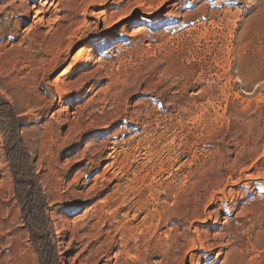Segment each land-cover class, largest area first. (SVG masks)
Here are the masks:
<instances>
[{
    "label": "rangeland",
    "instance_id": "obj_1",
    "mask_svg": "<svg viewBox=\"0 0 264 264\" xmlns=\"http://www.w3.org/2000/svg\"><path fill=\"white\" fill-rule=\"evenodd\" d=\"M161 2L0 0V264H264V0Z\"/></svg>",
    "mask_w": 264,
    "mask_h": 264
},
{
    "label": "bare ground",
    "instance_id": "obj_2",
    "mask_svg": "<svg viewBox=\"0 0 264 264\" xmlns=\"http://www.w3.org/2000/svg\"><path fill=\"white\" fill-rule=\"evenodd\" d=\"M163 2H161L162 4L160 5V8L163 6V4H164V2H165V0H162ZM35 10V9H34ZM43 10V9H42ZM54 10V9H53ZM42 12H44V11H42ZM41 12V13H42ZM40 13V11H36L35 12V15H39V14H41ZM36 19V18H35ZM41 20V19H40ZM41 22H42V20H41ZM95 122V121H94ZM93 122V123H94ZM146 127V126H145ZM111 128L112 127H108L107 128V130H106V132L105 133H108L109 131H111ZM80 131V130H79ZM102 135V134H101ZM109 135V133L108 134H105V136H102L103 138H104V140H106V141H104L103 139V141L104 142H102V144H101V142H100V148H101V146H102V148H104L103 150H100L101 152L98 154V155H95L94 154V152H93V154L94 155H91L92 156V158H94L92 161H90L89 162V164L90 165H93V163L96 161V160H100V159H102V158H104L103 157V153H104V150L105 151H112V153L111 154H108V156H107V158L106 159H102L103 161H109V163H108V165H106V167H105V169H104V173L106 174V172L107 171H111L112 170V168H113V166H114V164H116L115 163V158H116V152H117V149H118V146H119V142L118 143H116V142H113V143H111L110 142V139L107 137ZM101 137V138H102ZM105 137H107V138H105ZM99 151V150H98ZM96 152V151H95ZM120 152V151H119ZM119 152L117 153V155L119 154ZM107 153V152H106ZM122 153V152H121ZM88 154V153H87ZM90 154V153H89ZM88 157V156H87ZM89 158H90V156H89ZM87 158L86 157H83V159L80 161L79 160V162L77 163V167L80 169V171H79V174H81V173H93V170L92 169H90L89 168V166L88 165H85V166H83V161H85ZM90 160V159H89ZM87 161H88V159H87ZM99 163V162H98ZM101 163L102 162H100V165H101ZM95 165V164H94ZM117 165V164H116ZM120 165V164H119ZM91 167V166H90ZM121 170V169H120ZM119 170V171H120ZM97 172L99 171V170H96ZM78 174V173H77ZM78 174V175H79ZM102 174V173H101ZM105 174L103 175H99V176H97L96 177V180L98 181L99 179H101V178H104L105 177ZM85 175V174H84ZM83 175V176H84ZM171 175V174H170ZM122 176V175H121ZM83 178H85V177H83ZM240 179V178H239ZM85 180H87V179H85ZM105 180V179H104ZM238 182V181H237ZM86 183V181L84 182V184ZM88 184V183H87ZM86 184V185H87ZM185 185V184H184ZM117 188V187H116ZM93 189V188H92ZM116 191V190H115ZM83 194V193H82ZM87 194V193H86ZM173 194V193H172ZM81 195V194H80ZM91 195V194H90ZM89 195V196H90ZM82 197L84 198V199H86V197L84 196V195H82ZM87 197H88V195H87ZM91 197V196H90ZM93 197V196H92ZM79 199V198H78ZM92 199V198H91ZM69 201V200H68ZM141 206V205H140ZM168 210V209H167ZM170 212V211H169ZM172 214V213H171ZM159 216V215H158ZM155 218V217H154ZM205 218V217H204ZM178 219V218H177ZM163 221V220H162ZM170 222V221H169ZM144 223V222H143ZM160 225V224H159ZM159 225H154V224H148V225H143L141 228H140V230H139V234L140 235H142V238H144V239H146V237H147V235H149V234H151V230H153L154 231V234L156 235V233H158V230L160 229V227L161 226H159ZM166 225H170L169 223L168 224H166ZM119 231V230H118ZM130 231V228H128V227H126V226H123L121 229H120V231L119 232H121L120 234L122 235V239L123 240H126L127 239V234H128V232ZM173 232V229L172 228H168V230L166 231V232H164V236L167 238V237H170L171 236V233ZM111 238V237H110ZM152 239V238H151ZM123 240H122V242H123ZM150 242V241H149ZM205 242V241H204ZM123 244V243H122ZM121 244V245H122ZM124 245V244H123ZM201 247H200V249L201 250H205V247H207V246H205L204 247V244L202 243L201 245H200ZM210 248V247H209ZM122 253V254H121ZM120 254H117V257H121L122 255H123V252H121ZM117 257H115L116 259H117ZM119 262V261H118ZM116 264H117V262H116ZM192 264H194V263H192Z\"/></svg>",
    "mask_w": 264,
    "mask_h": 264
}]
</instances>
